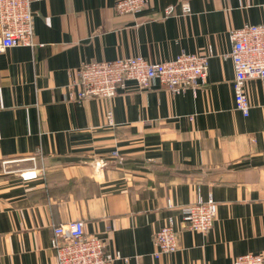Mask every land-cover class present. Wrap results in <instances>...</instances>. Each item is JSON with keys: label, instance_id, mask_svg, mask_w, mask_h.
Wrapping results in <instances>:
<instances>
[{"label": "crops", "instance_id": "0c3cea01", "mask_svg": "<svg viewBox=\"0 0 264 264\" xmlns=\"http://www.w3.org/2000/svg\"><path fill=\"white\" fill-rule=\"evenodd\" d=\"M115 1L33 2L35 45L0 52V264H54L51 228L76 220L126 259L114 264L264 259V79L245 82L242 116L228 37L263 22L264 0H147L135 14H117ZM208 51L193 91L129 81L111 99L69 98L82 62ZM196 196L216 201L206 233L181 226ZM169 218L179 250L154 258Z\"/></svg>", "mask_w": 264, "mask_h": 264}, {"label": "built area", "instance_id": "2783aa9c", "mask_svg": "<svg viewBox=\"0 0 264 264\" xmlns=\"http://www.w3.org/2000/svg\"><path fill=\"white\" fill-rule=\"evenodd\" d=\"M39 0H0V52L17 46L33 47L31 5ZM147 5V0H116L113 9L117 14L138 13ZM264 5V4H263ZM183 13H189L186 1L180 3ZM174 9L168 7L165 15H172ZM263 22L245 24L239 29L228 31L231 42L230 60L234 69L233 101L235 109L247 116L249 102L245 95V82L249 79H264V6ZM210 51L206 54L180 53L175 59L151 62L142 57H128L113 61L82 62L75 71V79L69 88V98L81 102L87 98H113L126 83L134 82L139 88L149 87L153 81L165 87L173 96L193 91L203 85L207 76ZM111 112L105 114L111 125ZM112 156H118L114 151ZM181 226L192 232L206 233L212 228L216 215V201L209 197L196 199L180 207ZM50 248L54 264H114L125 261L119 252H110L98 237L83 231V222L76 220L66 224L53 225ZM155 247L154 258L173 254L179 250L177 232L171 218L152 237ZM231 264H264L262 256L246 253L236 256Z\"/></svg>", "mask_w": 264, "mask_h": 264}]
</instances>
